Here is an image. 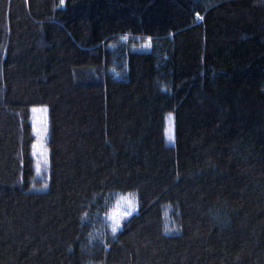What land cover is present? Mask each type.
<instances>
[{"label": "trees", "instance_id": "16d2710c", "mask_svg": "<svg viewBox=\"0 0 264 264\" xmlns=\"http://www.w3.org/2000/svg\"><path fill=\"white\" fill-rule=\"evenodd\" d=\"M0 264H264V0H0Z\"/></svg>", "mask_w": 264, "mask_h": 264}, {"label": "rangeland", "instance_id": "374dc122", "mask_svg": "<svg viewBox=\"0 0 264 264\" xmlns=\"http://www.w3.org/2000/svg\"><path fill=\"white\" fill-rule=\"evenodd\" d=\"M120 41H129L130 49L134 51H147L151 46V39L148 37L121 36ZM34 108L37 109V111H33ZM45 108L47 111H44ZM29 124L33 136V141L30 145L32 177L30 179L29 188L35 191H45L47 189L45 185H48L50 173V149L47 144L49 139V107L45 104L31 106L29 108ZM45 127L47 131H45ZM169 130H171V132H169ZM169 135L172 136V139H169ZM162 139L166 145H172L174 143L175 130L172 112H168L164 116ZM45 158L47 159L46 165L44 164ZM38 162L41 165L39 171L36 167ZM128 200H132L136 205L134 210L129 207ZM137 207V196L134 192L117 194L114 196L110 207L103 216L104 223L107 224L112 231L115 218H118L120 220V225L117 228L118 230L122 222L132 213L136 212ZM125 212H129L130 215L127 217L123 216ZM166 222L171 225L168 218H166ZM170 228L174 229L175 227L172 225Z\"/></svg>", "mask_w": 264, "mask_h": 264}, {"label": "snow or ice", "instance_id": "6c2138e0", "mask_svg": "<svg viewBox=\"0 0 264 264\" xmlns=\"http://www.w3.org/2000/svg\"><path fill=\"white\" fill-rule=\"evenodd\" d=\"M64 3V0H61V4H63ZM33 111H37V109H33ZM44 111H47V109L45 108L44 109ZM37 131H39V130H37ZM45 131H47V128L45 127ZM169 132H171V130H169ZM169 139H172V136L171 135H169ZM35 154V153H34ZM44 164L46 165L47 164V159L45 158V160H44ZM36 167H37V170L39 171L40 170V167H41V165H40V163L38 162L37 163V165H36ZM45 187H47V185H45ZM128 205H129V207L131 208V209H135V207H136V205L133 203V201L132 200H128ZM130 215V213L129 212H125V213H123V216H125V217H127V216H129ZM119 225H120V220L118 219V218H115V222H114V226H113V229H112V231L115 233L116 232V230H117V228L119 227Z\"/></svg>", "mask_w": 264, "mask_h": 264}]
</instances>
